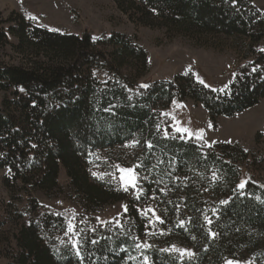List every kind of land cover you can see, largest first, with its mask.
I'll use <instances>...</instances> for the list:
<instances>
[{
	"label": "trees",
	"instance_id": "16d2710c",
	"mask_svg": "<svg viewBox=\"0 0 264 264\" xmlns=\"http://www.w3.org/2000/svg\"><path fill=\"white\" fill-rule=\"evenodd\" d=\"M114 1L138 25L170 33L242 36L248 52L224 90L207 87L191 74L172 82L133 84L124 69L136 62L148 74V54L124 35L61 34L21 15L0 21L1 41L11 38L22 56L18 65H0L3 184L14 199L35 191L52 197L64 170L91 215L70 233L63 215L34 199L24 212L0 210V228H13L0 264L238 260V252L264 239V181L250 154L218 144L204 155L202 145L181 139L171 120L159 119L153 109L158 103L169 109L175 99L191 100L216 122L259 105L264 100V13L255 7L256 0ZM95 72L110 78L101 81ZM137 138L139 181L125 191L108 154ZM230 178L233 190L222 191ZM241 182H246L243 189ZM119 203L126 206L121 216L106 222L94 217ZM258 256L263 262L264 252Z\"/></svg>",
	"mask_w": 264,
	"mask_h": 264
},
{
	"label": "rangeland",
	"instance_id": "374dc122",
	"mask_svg": "<svg viewBox=\"0 0 264 264\" xmlns=\"http://www.w3.org/2000/svg\"><path fill=\"white\" fill-rule=\"evenodd\" d=\"M254 5L264 13V0H256ZM14 15H21L37 27L51 32L77 36L90 32L94 38L113 33L132 39L147 52L149 60L148 74H144L136 62L124 69L133 84L172 82L178 75L191 74L197 81H203L207 87L224 90L234 82L235 69L243 63V58L248 52L249 42L242 36L170 33L166 29L138 25L117 8L114 0H0V21L12 16L16 18ZM11 41V38L9 42L0 39V65H18L22 62V56L16 50L17 45H12ZM95 73L101 81L110 78L106 73ZM153 111L159 119L171 120L174 131L180 134L181 139L202 145L204 155L210 153L218 144L241 147L250 154L254 171L264 181V100L236 117H221L216 122L211 120L202 106L191 100L182 102L175 99L169 109H164L163 105L158 103ZM177 128L188 131L178 132ZM259 134L262 135L261 140L258 139ZM140 153L138 138L123 148L107 153L116 163L114 167L124 188L134 187L139 181L135 169L139 167L136 161L141 156ZM105 154L106 152L101 153L103 157ZM122 163L131 167H124ZM120 169L132 170L136 177L134 186L125 183L127 174ZM140 171L142 177H147L145 170ZM5 174L6 172L0 173L2 211L12 208L14 211L24 212L30 205V199H34L40 206L63 215L67 219L68 228L71 225L70 233L76 230L78 223L91 216L84 211L78 195L69 185L64 170L59 176V191L52 197L35 191L31 196L18 193L14 199L3 184L2 177ZM208 177L205 176L204 179L207 181ZM225 180L222 191L233 190V179ZM155 206L154 203L149 206L151 211H154ZM125 209V204H115L98 211L94 217L100 222H106L121 216ZM12 237L13 228L9 224L0 228V256L12 241ZM262 252L264 239L259 244L238 252V260L229 261L232 264H264V261L257 259Z\"/></svg>",
	"mask_w": 264,
	"mask_h": 264
},
{
	"label": "snow or ice",
	"instance_id": "6c2138e0",
	"mask_svg": "<svg viewBox=\"0 0 264 264\" xmlns=\"http://www.w3.org/2000/svg\"><path fill=\"white\" fill-rule=\"evenodd\" d=\"M33 19H34V18H33ZM261 51H264V49H261ZM201 83H203V81H201ZM140 87H141V88H146V87H148V86H147V85H141ZM177 131H178V132H187L188 130H187V129L177 128ZM190 135H191V134H190ZM149 147H151V145H149ZM120 171L123 172V173H126V174H127V179L125 180V183H126V184H132V185L134 186V185H135L136 177H135V175L133 174L132 170H131V169H120ZM94 175H95V174H94ZM122 179H124V178L122 177ZM245 183H246V182H241V183L238 185V187L241 188V189H243V188L245 187ZM125 191H127V188H125ZM222 203H226V201H222ZM149 211H151V209H149ZM209 223H211L210 220H209ZM69 230H71V225L69 226ZM93 243H95V241H93ZM73 246L75 247V245H73ZM137 247H146V245H144V246L137 245ZM185 254H187V255H189V256L193 255L192 253H183V252L181 253V255H185ZM79 255H80V253L77 252V256H79ZM228 264H232V262L229 261Z\"/></svg>",
	"mask_w": 264,
	"mask_h": 264
}]
</instances>
